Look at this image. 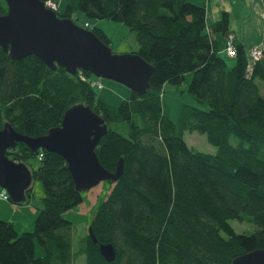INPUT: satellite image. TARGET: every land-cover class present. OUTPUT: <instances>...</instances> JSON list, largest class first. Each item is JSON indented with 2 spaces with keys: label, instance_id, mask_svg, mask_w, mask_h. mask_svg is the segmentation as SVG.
<instances>
[{
  "label": "trees",
  "instance_id": "obj_1",
  "mask_svg": "<svg viewBox=\"0 0 264 264\" xmlns=\"http://www.w3.org/2000/svg\"><path fill=\"white\" fill-rule=\"evenodd\" d=\"M6 12L0 0V15ZM55 12L74 23L78 12L122 23L138 45L130 52L153 70L144 93L131 91L112 107L96 96L88 71L52 69L32 54L13 59L0 46V130L8 122L19 133L44 135L60 126L67 109L88 105L108 127L95 147L99 162L112 172L120 157L124 163L89 223L96 243L87 232L74 247L72 223L63 213L78 206L82 195L65 160L44 149L33 153L22 142L8 148L7 157L24 162L33 180L42 182L44 195L33 231L18 233L12 221L0 219V264H231L264 249V44L247 74L242 45L234 44L233 57L219 54L217 35H228L226 11L208 26L205 7L188 0H64L63 11ZM84 28L110 44L102 29ZM185 81L201 108L183 105L177 131L161 95L166 84ZM134 114L142 116V126ZM122 121L129 124L128 136L109 128ZM184 130L206 134L215 153L193 149ZM33 156L36 169L26 162ZM244 215L254 225L250 234L229 223ZM35 240L43 249L39 257ZM101 243L112 244L113 261L100 255Z\"/></svg>",
  "mask_w": 264,
  "mask_h": 264
},
{
  "label": "water",
  "instance_id": "obj_2",
  "mask_svg": "<svg viewBox=\"0 0 264 264\" xmlns=\"http://www.w3.org/2000/svg\"><path fill=\"white\" fill-rule=\"evenodd\" d=\"M4 1L7 12L0 15V46L13 59L32 54L52 69L58 65L71 74L85 70L97 78L121 83L139 94L149 88L153 68L137 53H114L91 30L59 17L41 0ZM107 128L104 120L84 104L67 109L60 126L40 136L19 133L8 122L4 123L0 130V188L13 204L27 200L25 191L33 181L31 170L24 162H14L5 153L18 142L27 145L33 153L44 149L59 154L79 192L103 180L114 182L123 173V158L118 159L112 172L101 165L95 152ZM87 232L96 243L90 227ZM99 253L107 262L115 258L110 243L99 244ZM231 264H264V249L241 254Z\"/></svg>",
  "mask_w": 264,
  "mask_h": 264
},
{
  "label": "rangeland",
  "instance_id": "obj_3",
  "mask_svg": "<svg viewBox=\"0 0 264 264\" xmlns=\"http://www.w3.org/2000/svg\"><path fill=\"white\" fill-rule=\"evenodd\" d=\"M60 3L61 1H59V9H62L60 11L62 12L63 2ZM72 18L75 20L76 24L81 27L86 26V23L89 24V27H97L106 32L110 39L109 46L114 53H127L137 50L138 48L133 32L129 31L122 23L107 19H90L82 12H78ZM262 35L263 32L260 33V38L263 37ZM254 38H256V36L251 37V39ZM226 59L228 58L226 57ZM91 80L96 96L112 107H117L122 100L129 99L130 97L131 90L121 83L110 79L97 78L95 76H92ZM97 81H100L102 85L101 88L97 86ZM186 85L187 81L179 86L166 84L161 95L163 112L168 119L176 125L177 131L179 127L178 119L183 105L201 108L200 105L197 104L194 96L186 90ZM262 93L264 94L263 90ZM133 121L138 126L143 125V119L140 114H134ZM109 128L124 136L129 135V124L127 122H111ZM181 134L186 143L193 149L203 153H215L216 147L208 141L206 134L195 131L190 132L188 130H184ZM26 162L34 169L39 165V161L34 156L28 158ZM31 184V196L28 202L24 204H13L9 199L5 200L0 197V219L13 220L17 230L23 228L22 230L24 231L20 233L33 231L37 209L42 206V197L44 195L42 182L34 179ZM109 189L110 184L108 181H100L90 189L81 192L82 202L78 206L63 213V217L72 223V243L74 247H76L79 240L87 234V229L93 214L101 202L106 198ZM0 190L2 189L0 188ZM1 192L5 191L2 190ZM229 223L237 233L250 234L254 230V225L250 222L247 215H244L241 220L231 219ZM34 254L35 257H39L43 254V249L37 240L34 242ZM79 263L84 264L81 259Z\"/></svg>",
  "mask_w": 264,
  "mask_h": 264
},
{
  "label": "crops",
  "instance_id": "obj_4",
  "mask_svg": "<svg viewBox=\"0 0 264 264\" xmlns=\"http://www.w3.org/2000/svg\"><path fill=\"white\" fill-rule=\"evenodd\" d=\"M59 1L57 6L59 9ZM193 4L205 7V21L207 26L215 20H218L221 13L226 11L228 13V34L232 35V39L235 45L240 44L244 50L248 53L249 49L256 45L264 44V36L260 38V33L263 32L264 18L262 12H264V0H188ZM60 3V4H61ZM256 38L251 39V37ZM218 39V51L221 56H224V44L225 35H217ZM233 57V56H232ZM229 65L234 63V58L226 59ZM2 190H0L1 193ZM4 191V190H3ZM7 220V219H5ZM12 221L15 227V222ZM16 231L20 233L23 228Z\"/></svg>",
  "mask_w": 264,
  "mask_h": 264
},
{
  "label": "built area",
  "instance_id": "obj_5",
  "mask_svg": "<svg viewBox=\"0 0 264 264\" xmlns=\"http://www.w3.org/2000/svg\"><path fill=\"white\" fill-rule=\"evenodd\" d=\"M44 4H45V6L47 8H49V9H51L53 11L58 10L57 3L53 2V1H47ZM262 17L264 18V12H262ZM85 25L89 26V24H86V23H85ZM224 51H225V53H226V55L228 57H232V56L235 55V45H234V42H233V39H232V35H230V34H228L226 36ZM262 53H263L262 45H256V46H253V47H251L249 49V51H248V64H247V67H246L247 74H249V72L252 71L253 63L262 57ZM96 84H97V86L99 88L102 87L100 81H97ZM41 158H42V154L39 153L38 154V159H41ZM0 197L2 199H5V200L8 199V195L5 192H1L0 193Z\"/></svg>",
  "mask_w": 264,
  "mask_h": 264
}]
</instances>
